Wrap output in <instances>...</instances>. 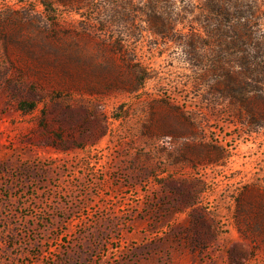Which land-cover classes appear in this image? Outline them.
I'll list each match as a JSON object with an SVG mask.
<instances>
[{
	"label": "rangeland",
	"instance_id": "rangeland-1",
	"mask_svg": "<svg viewBox=\"0 0 264 264\" xmlns=\"http://www.w3.org/2000/svg\"><path fill=\"white\" fill-rule=\"evenodd\" d=\"M60 10L0 0V264H264V129L198 71L264 40V0H176L169 39Z\"/></svg>",
	"mask_w": 264,
	"mask_h": 264
},
{
	"label": "trees",
	"instance_id": "trees-1",
	"mask_svg": "<svg viewBox=\"0 0 264 264\" xmlns=\"http://www.w3.org/2000/svg\"><path fill=\"white\" fill-rule=\"evenodd\" d=\"M175 3L176 0H39V5L44 7V11L53 20L59 19L62 8L68 13L84 17L88 26H98L96 28L100 34H106L108 28L120 23L121 19L124 21L123 27H127L129 31L132 25L141 21L147 24L143 31L167 39L174 29L173 14L167 12V8ZM211 13L213 19L208 24L217 27V22L220 23L218 18L223 15L222 11L213 8ZM216 30L219 31V28ZM242 30V35L236 42V59L230 60L231 56L234 57L232 54L216 57L217 59L212 57L209 65L198 70L199 81H207V94L211 105L217 107L219 103H226L229 116L236 122L249 129H264V40L257 38L248 24H243ZM213 31L214 28L211 32L212 38L220 39L221 43L222 38ZM116 43L117 47H121L122 40ZM140 79L142 82L148 79L146 71L143 70ZM249 195L258 196L264 202V189L261 185L245 187L240 199L242 207ZM263 202L257 203L254 208L257 229L249 227L257 235H263L264 231Z\"/></svg>",
	"mask_w": 264,
	"mask_h": 264
}]
</instances>
